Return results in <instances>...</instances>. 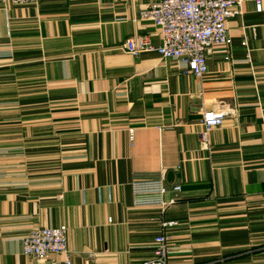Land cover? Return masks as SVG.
Instances as JSON below:
<instances>
[{"label": "crops", "instance_id": "1", "mask_svg": "<svg viewBox=\"0 0 264 264\" xmlns=\"http://www.w3.org/2000/svg\"><path fill=\"white\" fill-rule=\"evenodd\" d=\"M156 1L0 0V264H66L22 243L62 224L72 264H141L163 220L179 222L168 264H264V11L244 1L198 78L121 47L160 45L139 20ZM220 107L205 150L204 113ZM159 175L182 186L165 213L134 203V179Z\"/></svg>", "mask_w": 264, "mask_h": 264}, {"label": "built area", "instance_id": "2", "mask_svg": "<svg viewBox=\"0 0 264 264\" xmlns=\"http://www.w3.org/2000/svg\"><path fill=\"white\" fill-rule=\"evenodd\" d=\"M14 4H33L38 0H9ZM245 0H159L145 5L139 20L149 21L160 29L161 43L154 46L138 37L125 40L121 47L132 55L144 51H157L162 57L179 65L186 75L203 78L209 73L208 56L217 46L230 47L232 37L228 22L238 16ZM256 10L264 11V0H254ZM247 46V41L243 42ZM229 114L223 107L204 113L201 146L210 149V133L221 126ZM131 139H134L131 131ZM134 203L137 206H158L162 213L176 205L182 192L180 184L169 186L163 175L134 179L132 182ZM168 193H173L167 197ZM163 232L154 239L153 256L141 264H168L171 253L170 234L167 229L179 225L178 221L163 220ZM68 226L33 228L23 237L24 254L35 259H47L51 255H66L69 259ZM51 264H58L53 261Z\"/></svg>", "mask_w": 264, "mask_h": 264}]
</instances>
